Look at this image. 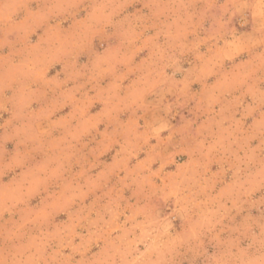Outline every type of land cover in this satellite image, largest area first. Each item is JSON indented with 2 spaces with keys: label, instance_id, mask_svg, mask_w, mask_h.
<instances>
[{
  "label": "clouds",
  "instance_id": "clouds-1",
  "mask_svg": "<svg viewBox=\"0 0 264 264\" xmlns=\"http://www.w3.org/2000/svg\"><path fill=\"white\" fill-rule=\"evenodd\" d=\"M0 264H264V0H0Z\"/></svg>",
  "mask_w": 264,
  "mask_h": 264
},
{
  "label": "rangeland",
  "instance_id": "rangeland-1",
  "mask_svg": "<svg viewBox=\"0 0 264 264\" xmlns=\"http://www.w3.org/2000/svg\"><path fill=\"white\" fill-rule=\"evenodd\" d=\"M11 147V146H10Z\"/></svg>",
  "mask_w": 264,
  "mask_h": 264
}]
</instances>
